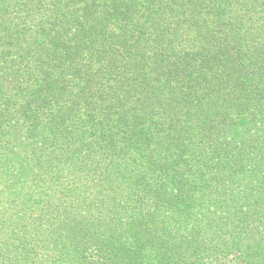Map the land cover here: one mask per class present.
Returning <instances> with one entry per match:
<instances>
[{
	"label": "trees",
	"instance_id": "1",
	"mask_svg": "<svg viewBox=\"0 0 264 264\" xmlns=\"http://www.w3.org/2000/svg\"><path fill=\"white\" fill-rule=\"evenodd\" d=\"M0 264H264V0H0Z\"/></svg>",
	"mask_w": 264,
	"mask_h": 264
}]
</instances>
